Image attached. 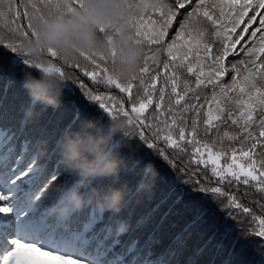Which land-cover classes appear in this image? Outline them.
<instances>
[{"label": "snow or ice", "instance_id": "1", "mask_svg": "<svg viewBox=\"0 0 264 264\" xmlns=\"http://www.w3.org/2000/svg\"><path fill=\"white\" fill-rule=\"evenodd\" d=\"M8 17L13 22L26 20L27 27L14 30L19 32V43L5 45L10 54H4L7 67L0 68L9 83L20 77L19 102L14 107L21 118L0 136V264H45L42 258L58 264H244L233 258L243 253L236 250L238 240L232 241L225 259H219L222 242L216 245L215 258H204L214 237L191 242L207 209L166 241L163 229L185 196H211L229 216L241 204L226 187L249 186L264 199V0H0V18ZM37 23L48 30V42L41 46L43 59H33L26 47L37 36ZM125 33L139 47L141 59L137 71L121 79L114 72L116 40ZM69 49L79 59L70 58ZM161 64L163 86L157 88ZM66 69H77L106 89H118L127 99L101 95ZM27 73L54 74L65 81L66 92L50 107L59 112L63 97L72 113L70 120L65 123L61 117L39 126L44 107L36 118L26 115L34 103L24 87ZM157 92L156 109L162 110L168 96L164 118L155 114L142 119ZM201 99L208 104L206 111ZM0 108V119H8L2 99ZM89 115L97 123L123 117L134 129L131 136L107 146L119 161L118 174L92 180L98 188L127 187L121 210L112 213L89 204L68 217L42 213L36 203L39 194L29 198V193L46 177L67 183L78 179L60 162L58 142L81 129L86 124L82 117ZM37 128L38 135L30 139ZM41 139L47 140L43 158L36 151ZM169 152L176 153L181 163L180 154L189 155L188 163L195 168L178 167L177 156ZM201 165L210 176L198 178ZM169 171L187 177L183 183L194 187L195 193L186 192ZM141 177L150 182L147 193L159 183L169 185L166 195L145 211L142 205L150 201L136 187ZM117 218L124 221L123 231L114 230ZM258 222L259 230L252 234L264 239V217ZM227 234L226 228L225 238ZM249 264H264V253Z\"/></svg>", "mask_w": 264, "mask_h": 264}, {"label": "trees", "instance_id": "2", "mask_svg": "<svg viewBox=\"0 0 264 264\" xmlns=\"http://www.w3.org/2000/svg\"><path fill=\"white\" fill-rule=\"evenodd\" d=\"M17 2H26V0H17ZM21 13H23L24 8H20ZM149 18L146 16L145 20L147 21ZM151 19L155 20L156 16L153 15ZM19 26L20 31H24L27 27V21H21L16 19L13 22V17H8L7 19L0 18V68L7 67L5 63L6 57L5 53L8 52L10 54V50L5 47L9 42H16L19 43L20 37L19 32L14 31ZM174 35V33H173ZM194 55V54H193ZM192 57H190L191 59ZM85 61L81 58V64H84ZM67 71L71 72L73 75L79 76L81 79L85 81V83L90 88H95L99 94L101 95H112L117 98L124 97L127 99L126 93H120L118 89L111 88L106 89L102 85L94 84L89 78L84 77L83 73L79 72L77 69H66ZM155 74V73H153ZM163 76L164 70L163 65L161 64V73L160 77L157 79V88L163 86ZM225 79H230V77H225ZM77 87L78 85H74ZM20 90V77L14 76L12 77V82L9 83L8 77L0 74V99L3 100V105L5 108L8 109L9 118L8 119H0V136H3L9 132L10 127H14L16 122H18L21 118L16 114L15 105L18 104L19 98L17 93ZM66 92V89L64 90ZM133 94H136L135 88L133 89ZM159 93L157 92L154 96L153 104H150L145 112L142 114V119L148 118L152 119L155 114H160V119H163V111L167 110L168 107V96L167 93L165 95V100L162 102V110L155 108V103L158 100ZM204 94L201 93V96ZM207 95H211V90L207 93ZM6 97V98H5ZM85 103H89L86 98L84 100ZM194 102V101H193ZM109 106H111L112 101H109ZM201 104H204V110L206 111L208 104L204 102L203 99L200 101ZM41 107H44L46 110L40 115L39 117V126H47L49 124L55 123L61 117H63L64 122L66 123L68 120L71 119V110L67 108L66 103L62 97L60 111L53 113L50 106L46 105H37L36 110L37 112L41 111ZM98 107V106H97ZM131 106L128 105V110L130 111ZM0 111H3V108H0ZM95 109H93V114ZM15 117V119H13ZM107 119L97 123L95 120L92 119V115H89L87 118L82 117V123H92L96 127H100V124H105ZM79 127V126H78ZM201 138L203 137V115H201ZM38 128L36 130H32L30 139L34 140L38 135ZM225 129H221L223 132ZM214 134V133H213ZM61 141V140H60ZM60 141L58 142V150H59V160L64 166L69 170V172L74 176L78 177V179H74L71 183H67L64 181H52L47 177L43 179L39 186L33 188L29 193V198H34L37 194H39L40 199L36 201L39 209L42 213L45 212V208L48 206V192L52 190L55 185L64 184L70 185L74 184L82 179V177L71 169L68 164L65 162L62 148ZM160 147H165V145L161 144ZM238 147V145H237ZM36 151L41 158L45 156L47 153V140L41 139L36 143ZM192 152L191 147L188 149V153ZM171 156H177L176 153L169 152ZM182 156L183 162L181 163V159L177 156V166L178 167H186L189 171H192L195 168L194 164H189V155L180 154ZM43 164V159L41 161ZM168 175L175 180L177 184H179L186 192L188 193H195L196 189L189 185L183 183V181L187 178L182 176L178 171H169ZM205 175L210 176V170H206L203 165L200 166L199 177L203 179ZM142 179V177H141ZM137 180L136 187H138L139 182ZM85 184L83 187H85ZM88 186V185H87ZM82 187V188H83ZM88 188V187H87ZM169 188L168 184L159 183L157 187L151 193H144L145 201H150V203H145L142 205L141 211H145L148 208H151L157 201H159L162 197H164L167 193ZM87 191V189H86ZM226 192H231L235 194L236 200L238 203L241 204V208L238 210H234L232 215L229 216L228 212L221 208L217 203L216 200L213 199L211 196H208L204 193H197L194 197L193 196H185L184 202L177 206L176 209L172 210V214L168 216L167 221L164 224V237L165 241L169 234L172 233H179L181 229L188 224L189 221L193 219V216L196 215L199 211L203 209H207L208 211L203 215L202 220L198 224L197 228L193 230L194 235L192 237V243H203L205 240L212 238V243L209 246V251L205 255V259L210 257L215 258V248L216 245L219 243L224 244L223 253L219 256V259H225L230 251L229 246L232 244L233 240H238L239 243L236 245V250L239 252L243 249V253L240 256L233 257L234 259H240L244 261V264H249L251 261H259L260 256L264 253V239L259 238L252 233H255L259 230V218L264 217V199H262L261 194L256 192L254 188L249 186L240 185L237 189L235 185L230 187H226ZM224 204H227L228 201L224 200ZM89 205V204H86ZM85 205V206H86ZM95 205V204H92ZM84 206V207H85ZM96 206V205H95ZM167 207V206H165ZM244 207L250 209L249 213H245L243 211ZM234 208V205H233ZM82 209V208H81ZM79 211V210H78ZM163 211V209H161ZM159 216V213H157ZM228 229L227 237H224L225 229ZM130 239V237L126 238Z\"/></svg>", "mask_w": 264, "mask_h": 264}, {"label": "clouds", "instance_id": "3", "mask_svg": "<svg viewBox=\"0 0 264 264\" xmlns=\"http://www.w3.org/2000/svg\"><path fill=\"white\" fill-rule=\"evenodd\" d=\"M47 42V27L37 23L36 38L26 44L33 59L44 58L41 46ZM116 46L118 60L114 72L119 78L126 79L137 71L141 52L139 47L132 43L129 33L118 37ZM84 47L87 49L86 45ZM68 55L72 59H79L78 54L71 49L68 50ZM24 87L34 101L26 109V115L31 119L39 115L37 105L55 106L59 102L65 89V81L54 74L27 73ZM133 131V127L125 118L116 116L108 118L102 127L97 128L92 123H86L76 132L65 134L60 141L64 160L82 179L70 185H55L48 192L49 203L45 212L52 217H68L86 204H95L97 208L119 213L128 192L127 187L120 185L98 188L92 184V180L97 176L118 174L119 161L108 152L107 146L113 140L131 136ZM85 184L88 185L87 191H81ZM149 187V180L142 178L138 188L147 193ZM124 226V221L117 218L114 230L123 231Z\"/></svg>", "mask_w": 264, "mask_h": 264}, {"label": "rangeland", "instance_id": "4", "mask_svg": "<svg viewBox=\"0 0 264 264\" xmlns=\"http://www.w3.org/2000/svg\"><path fill=\"white\" fill-rule=\"evenodd\" d=\"M45 250H48V249H45ZM45 260V264H58V262H55V261H48L46 258H42Z\"/></svg>", "mask_w": 264, "mask_h": 264}]
</instances>
